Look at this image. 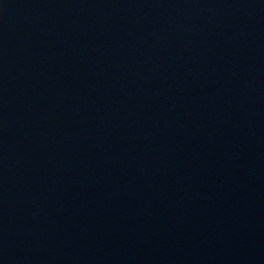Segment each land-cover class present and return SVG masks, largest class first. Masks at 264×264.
I'll return each instance as SVG.
<instances>
[{"label":"water","instance_id":"95a60500","mask_svg":"<svg viewBox=\"0 0 264 264\" xmlns=\"http://www.w3.org/2000/svg\"><path fill=\"white\" fill-rule=\"evenodd\" d=\"M0 264H264V0H0Z\"/></svg>","mask_w":264,"mask_h":264}]
</instances>
